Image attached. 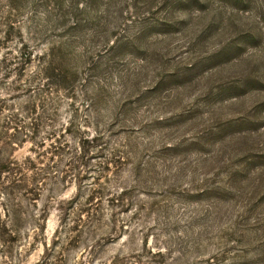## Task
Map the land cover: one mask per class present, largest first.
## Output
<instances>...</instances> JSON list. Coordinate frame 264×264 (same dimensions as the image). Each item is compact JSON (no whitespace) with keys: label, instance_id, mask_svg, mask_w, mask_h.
<instances>
[{"label":"rangeland","instance_id":"rangeland-1","mask_svg":"<svg viewBox=\"0 0 264 264\" xmlns=\"http://www.w3.org/2000/svg\"><path fill=\"white\" fill-rule=\"evenodd\" d=\"M169 1L168 7L158 5L160 9L139 10L141 19L123 27L126 31L119 35L125 40L145 32L147 40L144 49L159 47L167 52L169 59L176 62L171 66H178L174 71H181L180 78L181 75L185 77L183 81L162 87L147 102L141 103L139 111L137 109L133 115L154 121L186 111L183 117L186 121L184 127L172 120L167 123L164 120L160 126L152 122L150 137L146 135L141 139L139 135L142 134L137 132L135 141L145 143V139L149 138L148 143L152 140L153 147L159 149L162 145L191 139L195 133L214 125L217 120L250 116V120L259 126L253 129L251 137L239 136L238 141L234 140V148L239 152L238 157L246 151L259 158L254 163L240 161L234 166L241 174L239 180L244 181L241 186H236L235 191L240 194H236L230 205L222 207L206 197L186 199L178 194L168 196L164 192L167 184L162 169L158 168L150 172L148 183L142 184L147 187L144 190L146 195L134 193L131 200L127 198V203L132 206L126 210L109 202L120 187L133 184V173L125 166L116 174H110L109 183H105V179L97 181L110 188L111 192L109 194L107 190L104 194H94L92 200V187H99L93 183L101 169V161L93 158L95 154L86 141L94 136L93 129L98 122L102 128L115 114L124 120L125 116L116 111L114 105L125 91L123 83H129L127 93L133 90L136 82L143 90L154 81H159L156 76L158 64L151 62L149 55L146 57L131 47L100 54L106 32L109 35L113 28L107 31L105 19L97 16L93 8L92 11L89 9V0H0V41L8 39L6 46H1L0 50V97H15L16 108L30 118L26 131L23 130L29 135V138L25 136L27 143L16 147L13 155L21 162L32 157L45 177L37 202V211L45 218L44 230L38 234L30 232L29 236L14 243L12 253L7 254L9 258H0V264L3 261L7 264H108L114 255L123 250V244L126 246L136 239L139 244L142 239H148L149 247L153 248L159 241L162 243L160 247L186 254H175L171 264H211L212 261L214 264H225V261L227 264H264V197L260 198L264 194V0H246V8L242 5L233 8L228 0H201L200 6L192 3L193 8L180 5L187 0ZM135 11L125 9L118 21L112 20L113 24L119 23L122 28V22L131 19ZM164 23L167 27L158 28ZM196 28L205 29L206 35L202 39L195 35ZM249 33L258 37L256 46L247 37ZM238 37L246 38L241 42L244 58L227 51L230 42ZM220 50L227 51L231 61L216 62L218 70L214 72H218L212 77L206 76L208 64L201 68L205 78L195 74L190 80L183 74V68L189 63H196V59L209 62L208 58L218 55ZM22 53L27 55L24 58L27 60L28 54H32V62L26 65L23 73L14 72L18 64L10 66L8 62L1 63L6 55L18 60ZM42 55L43 61L40 60ZM92 57L101 61V69L96 74L88 70ZM141 59L146 62L142 63ZM46 61L53 62V65L43 71L44 79L37 75ZM54 69L56 73L66 69H73V73L77 70L78 80H73V88L66 91L58 86L52 87L53 90L46 93L50 96L53 92L56 105H47L48 109L44 110L38 103L36 113L32 114L29 107L32 108L35 99L30 100L32 90L25 85L32 82L35 88L36 85L47 84L46 77L51 76ZM92 75L98 76L102 80L100 83L110 88L107 101L94 107L91 99L99 79ZM250 75L253 76L251 79L256 78L262 84L250 83L249 91L239 89L244 94L232 100L236 101L235 104L224 101L225 98L223 101L213 98V103H210L202 97L204 91L216 85L243 86L247 82L245 77ZM45 89L50 88L45 86ZM218 91L215 88L213 94ZM67 128L72 130V134H65V139L71 142L70 148L62 142L63 148L58 155L52 154L50 145L56 138L59 139L53 138L52 134L59 135ZM9 131L10 134L16 133L15 129ZM113 133L114 141L121 142L123 135L119 126L114 128ZM215 149L211 147L208 151ZM201 152L197 148L194 152L186 151L181 159L191 158L194 167L198 158L209 156L208 152ZM220 166L217 167L224 170ZM191 167L187 168L188 173L192 172ZM196 168H201L199 178L202 182L201 174L207 173L205 171L209 168L205 165ZM1 203L0 195V212ZM89 203L93 206L89 207ZM96 205L98 208H94ZM89 208L97 209L98 225L107 223L117 227L114 232L110 230L109 235L113 238L107 240L106 245L101 243L100 233L88 228V214L82 211H89ZM100 213L104 215V222ZM120 236H124L121 241L118 240ZM20 253L24 256L23 262L20 261Z\"/></svg>","mask_w":264,"mask_h":264},{"label":"trees","instance_id":"trees-1","mask_svg":"<svg viewBox=\"0 0 264 264\" xmlns=\"http://www.w3.org/2000/svg\"><path fill=\"white\" fill-rule=\"evenodd\" d=\"M228 1L232 3L231 6L233 8H238L239 5H242V8H246L248 5L246 0ZM192 3L198 4L200 6L201 0H187L181 2L180 5L185 7L190 5L193 8L191 5ZM89 4V9L91 11L93 8L97 16L101 15L100 18L102 20L105 19L107 31L113 28L109 35L106 32L107 37L103 43V50H101L99 53L102 54L104 52L107 54L112 50H125L127 47L136 48L141 54L144 53V56L148 57L149 55V57H151V62L158 64L157 69H159V72L156 74V76L160 78H158L159 81H154L143 90L139 85V82H136L134 83L135 85H133V90L128 93L127 91L129 89V83H123L125 91L121 98H119L114 103V105L116 111L123 113L125 116L124 120L122 121L115 114V117L113 119L110 118V122H106L104 127L101 128L99 122L94 127V136L92 138L89 137L86 143L90 147L91 152H94L93 154H95L93 158L101 161V169L98 170L95 183H93L95 185H99V187L98 189H96L95 186L92 187L94 188V192L90 198L94 200V194H104L107 190V192L110 194L111 189H108L105 187V185L100 184L97 181L105 179V183H109L110 174L114 175L116 172H119L126 166L129 167L133 173V184L129 187H120L117 194L113 195L112 198L109 199V202H111L113 205L118 207L122 206L123 209L129 210V207L132 206L131 204L127 203V198L131 200V197L134 193L139 194V196H141V194L146 195L147 192L144 190H147V187L146 185L142 184L144 182L147 184L148 175L150 172L152 170L154 172L158 168L162 169V174L167 184V189L164 190V192L168 196H174L178 194L186 199H201L206 197L213 200L216 205H221V207L222 205H230L236 194H240L236 193V186H241L243 184L242 182H244L243 180H239V176L241 174L238 170L234 169V166L240 161H249L250 163H254L259 158L251 156V154L246 151L243 155L238 157L239 152H237L234 148L235 143H233V141H238L239 136L251 137L252 132H254L253 129H256L257 126H259L257 125V122H253V120L251 121L250 116L248 115L247 118L249 119L232 118L226 119L225 121L220 119L217 120L214 125L205 127L204 129L195 133L191 139H185V141L180 140L176 143L162 145L159 149L153 147L152 140L148 143L147 139L149 138L145 139V143L141 141L138 143L139 141H135L137 138L135 137L137 132L142 134L139 135L141 139H143L146 135L150 137L149 134L151 130L149 129L152 122L160 126L163 124L164 120H166V123L172 120L177 121L179 126L184 127V123L186 121V117L183 118L186 114V111H181L176 115L175 113H172L170 116L165 118L159 117L158 119H154V121H146L147 119L145 118L139 117L138 115H133L134 111L137 109L139 111V106L141 103L147 102V100L152 98L151 96L158 92V90H161L162 87L171 82L178 83L180 80L183 81L185 77L181 75L180 78L179 73L181 71H174V68L178 69V66H171L172 63L176 64V62L175 59H169V54L167 52L162 51L159 47L149 50L144 49L143 46L146 44L147 40L145 32L136 33L125 40L124 37L122 38L121 35H119V33L121 34V32L126 31L123 27H127L129 24H133L134 21L137 22L141 19V13L139 10L145 9L150 11L152 8L157 7L158 5L168 7L170 1L89 0ZM161 6L157 8L160 9ZM125 9H135L136 11L135 14L131 15V19H126L125 22H122V29L119 23H115V25L113 24L112 20L118 21L122 17V13ZM114 25L116 27H114ZM162 27H167V24H161L158 28ZM198 30L200 29H195V35L202 39L206 35V31L205 29L202 31ZM159 32H155V34H161ZM247 37L249 38L250 42L255 44V46L259 43L256 34L254 36L249 33ZM7 40L8 39L0 41V50H2L1 46H6L5 41ZM245 40L246 38L238 37L234 41L230 42V48L227 51H233L237 56H241L240 58H244L241 55V42ZM227 51L225 52L220 50L218 55L208 58L209 62L205 59H196V63H189L186 68H183V74L186 75V78L190 80H193L191 76L195 74L205 78V73L202 72L201 74V68L205 64H208L206 67H209V71L206 76L207 78L212 77L218 72H214L216 69L218 70V65H215L216 62L220 64L224 60L228 63L231 61L228 58L229 53ZM28 55L29 60H27V58L24 59L27 55H24L23 53L22 56L18 58V60L16 57L11 58L7 57L6 55L3 57L1 63L5 64L8 62L10 66L12 64H18V68L14 69V72L23 73L27 68L26 65L32 62V54L29 53ZM43 59L44 55L40 57V60L43 61ZM16 61H19V63ZM141 62L144 63L146 61L142 60ZM44 64H46L45 67L39 70L37 76H42L45 79V76H43V71H46L50 66L52 67L53 62L50 63L49 61H46ZM100 66V58L92 57V61L88 64V70L90 72L93 71V73L96 74L98 69H101ZM55 71L56 70L54 69L51 76L47 75V84H39L36 85L35 88H33L32 82H29L27 85H25V87H30L32 90L33 96L30 100L35 99L32 108L29 107L30 111H32V114L36 113L38 103H41L44 110L48 109L46 107L47 105L48 107L54 106L53 104H55V102L52 98L53 92L50 93V96L46 93H49L52 87L58 86L61 90L66 91L73 88V80L74 82L78 80L77 70H75L74 73L73 69L62 70L61 73H56ZM10 72H12V69ZM138 75L140 74H135V76ZM251 77L253 76L250 75V77H245L247 82L243 86H229L228 84H226L224 87H222L223 85L213 86L210 90L204 91L202 97L205 101L210 103H213V98L216 100H222L225 98L224 101H231L230 104H235L236 101L232 100L237 99L244 94L238 91L239 89L243 88L244 91H249L250 83L256 82L258 84H262L260 80H257L256 78L251 79ZM93 78H98V76L95 75ZM100 81L102 80L99 79L96 83L97 89L95 91L94 98L91 99L93 107L100 104V102L107 101V98L110 95L108 91L110 88H107V84L104 85V83H100ZM184 84L185 83L183 82V85ZM45 86L50 89H45ZM215 88H218L219 91L214 95L213 91ZM15 103V97H0V195L2 199V212H0V252L3 253V256L0 257L1 259L9 258L7 254L12 253L14 243H17L18 241L20 242V240L22 238L24 239L25 236H29L30 232L38 234L39 231H43V223L45 222L44 216L40 215V213L37 211V202L41 196L42 186L44 185L43 182L45 179L43 171L32 157H27L21 162L18 159H15L13 155L16 147H23L27 143L25 136L29 138V135H27L25 131L27 129V120L30 119L29 117H26L20 113V110L16 108L17 105H15ZM44 114L45 111H43L42 115ZM72 126L73 125L71 124L70 127ZM116 126L120 127L123 135L121 142H116L113 138V132ZM11 129H15L16 133L10 134L9 130ZM65 134H72L71 128H67L65 132H61L59 135L52 134L53 138L59 137V139L56 138L55 142L50 145L51 150H53L52 154L58 155V151L63 148V144L64 146L70 148L69 145L71 142L65 139ZM61 139H64V141H60ZM211 147L216 149L214 151H208ZM195 148L201 150V154L208 152L209 156H206L203 159L198 158V162L196 163L197 165L193 167V160H191V158L185 157L182 160L181 156H184L186 151L194 152ZM70 159L72 161L73 156H71ZM221 164L225 167L222 168L220 166ZM200 165H205V167L209 168L205 171L207 173L201 174L203 178L202 182L199 178V172L201 171V168H196ZM218 165L224 170H220L217 167ZM173 167H175V170L170 171ZM190 167L193 168V170L191 173H188L187 168ZM263 197L264 194L261 195L260 198ZM89 205V207L93 206L92 203H89ZM94 208H98V205H96ZM94 208H89V211H85L84 209L82 213L88 214L86 215L87 221L89 223V230L100 233L101 243L104 242L103 244L106 245L105 242L113 238V235H109L110 230L114 232L116 231L117 227H115V224L112 226L107 223H101L98 225L99 222L95 213V211L97 212V209L94 211ZM100 216L103 217L104 215H101L100 213ZM195 219L197 220L198 217H195ZM76 227L77 226L74 228ZM123 238L124 236H120L118 240L121 241ZM158 243V245H156L157 247L153 248L149 247L148 239H142L140 244L137 243V239L135 241L132 240V242L127 244L129 245V248H126L127 245L124 246L125 244H123V250H121L120 253L114 255V258L108 262V264H171L170 262L174 261L175 259V254L186 255L180 251L179 253H175L167 247H160L162 243L159 241ZM19 256L21 258L20 261L23 262L24 256L21 255V253ZM94 256L96 255L94 254ZM210 263L214 264V261ZM3 264H7V262L3 261ZM225 264H227L226 261Z\"/></svg>","mask_w":264,"mask_h":264}]
</instances>
